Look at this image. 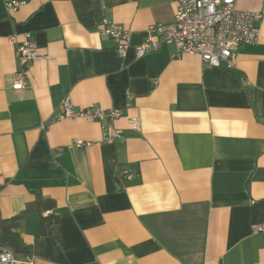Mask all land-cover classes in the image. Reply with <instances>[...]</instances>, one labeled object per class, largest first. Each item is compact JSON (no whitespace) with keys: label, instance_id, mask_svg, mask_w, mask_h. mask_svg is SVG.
Here are the masks:
<instances>
[{"label":"crops","instance_id":"obj_1","mask_svg":"<svg viewBox=\"0 0 264 264\" xmlns=\"http://www.w3.org/2000/svg\"><path fill=\"white\" fill-rule=\"evenodd\" d=\"M7 1L0 220L20 218L27 253H15L34 264H264V229L253 231L264 227V0H235L261 19L233 70L167 44L136 56L175 0H15L14 13ZM103 20L129 30L124 57L99 33ZM25 34L39 59L19 66ZM19 70L28 84L15 90ZM66 98L76 110L119 109L123 141L103 140V120H57ZM37 195L52 203L39 230Z\"/></svg>","mask_w":264,"mask_h":264},{"label":"built area","instance_id":"obj_2","mask_svg":"<svg viewBox=\"0 0 264 264\" xmlns=\"http://www.w3.org/2000/svg\"><path fill=\"white\" fill-rule=\"evenodd\" d=\"M24 2L7 1L5 9L8 13L16 12ZM176 9L170 23L152 24L145 30L143 42L136 48V56L143 57L149 52H155L161 44L173 46L176 55H195L210 67L223 66L233 70L236 65L235 52L242 44H253L258 40V30L254 22L261 19L257 12L237 10L235 0H175ZM99 33L109 38L115 45L120 57L127 53L130 43V32L121 25L102 21ZM16 61L19 66L37 61L36 46L30 34H25L24 40L15 47ZM28 84L26 73L19 70L15 73L12 87L21 90ZM129 103L126 107H129ZM62 112L57 120L82 119L86 122L102 121V138L105 142L123 141V132L115 128L114 121L121 117L119 109L102 110L87 108L76 110L69 99L62 104ZM43 128V126H42ZM131 130L140 131V122L134 119ZM81 146V141L75 142ZM124 176L130 175L126 170ZM263 226L253 227V231H262ZM0 264H34L28 257H19L7 248H0Z\"/></svg>","mask_w":264,"mask_h":264},{"label":"trees","instance_id":"obj_3","mask_svg":"<svg viewBox=\"0 0 264 264\" xmlns=\"http://www.w3.org/2000/svg\"><path fill=\"white\" fill-rule=\"evenodd\" d=\"M52 207L51 200L42 198L37 195L33 205L30 206V211L37 213V228L40 229V215L42 211L49 210ZM28 210V207H26ZM19 217H15L8 220H0V247L19 252L25 255L27 251L23 248L21 242L18 239L17 233L14 231L19 226Z\"/></svg>","mask_w":264,"mask_h":264},{"label":"rangeland","instance_id":"obj_4","mask_svg":"<svg viewBox=\"0 0 264 264\" xmlns=\"http://www.w3.org/2000/svg\"><path fill=\"white\" fill-rule=\"evenodd\" d=\"M15 252V251H14Z\"/></svg>","mask_w":264,"mask_h":264}]
</instances>
